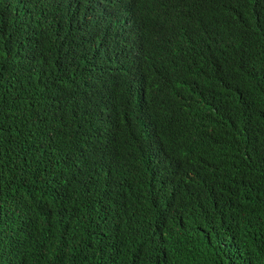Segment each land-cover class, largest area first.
I'll list each match as a JSON object with an SVG mask.
<instances>
[{
	"label": "trees",
	"instance_id": "1",
	"mask_svg": "<svg viewBox=\"0 0 264 264\" xmlns=\"http://www.w3.org/2000/svg\"><path fill=\"white\" fill-rule=\"evenodd\" d=\"M0 264H264V0H0Z\"/></svg>",
	"mask_w": 264,
	"mask_h": 264
}]
</instances>
